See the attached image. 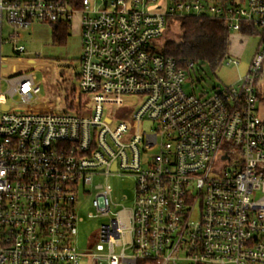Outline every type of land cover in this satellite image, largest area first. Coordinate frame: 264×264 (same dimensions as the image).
Returning <instances> with one entry per match:
<instances>
[{
  "label": "built area",
  "instance_id": "1",
  "mask_svg": "<svg viewBox=\"0 0 264 264\" xmlns=\"http://www.w3.org/2000/svg\"><path fill=\"white\" fill-rule=\"evenodd\" d=\"M154 2L0 0V264H264V0ZM188 15L257 40L235 84L185 90L193 63L160 39ZM75 16L73 107L34 104L27 62L40 60L23 56L18 31ZM109 176L133 177L130 207L111 211ZM80 194L89 217H109L85 252L73 243Z\"/></svg>",
  "mask_w": 264,
  "mask_h": 264
},
{
  "label": "rangeland",
  "instance_id": "2",
  "mask_svg": "<svg viewBox=\"0 0 264 264\" xmlns=\"http://www.w3.org/2000/svg\"><path fill=\"white\" fill-rule=\"evenodd\" d=\"M168 0H155L152 5H160L164 8ZM239 1V0H237ZM154 6H151L152 8ZM55 27L47 24H33L28 29L19 30V43L25 47V57H39L42 61L37 66L32 67L31 71L35 79L42 86L39 98L34 104H41L48 101L47 104H54L55 107L62 110L66 107L65 96L69 93L71 87L78 91V81L76 73L79 69L78 56L80 53V32L78 28V17L75 16L68 29V38L64 44L52 42L51 32ZM8 29L6 28L5 31ZM179 33V23L176 20L171 21L169 27L160 39L164 43L166 39L175 40ZM235 32L229 33L228 56L235 57L237 64L226 65L223 63L215 70H211L206 64H195L189 73H186V83L184 88L187 91H193L196 95L211 94L219 90L224 84H235L237 76L243 77L248 67V56L252 51V44L256 39L254 37L243 38V45L239 44L240 36ZM238 49V54H234L231 47ZM3 53L11 56L12 52L8 45L3 46ZM264 74V70H263ZM260 94H264V75L257 82ZM67 91V92H66ZM54 100V102L52 101ZM254 107L258 110V116L264 120V101L255 102ZM146 126V125H145ZM94 181H105L104 177L95 178ZM107 182L111 186V198L115 205H111V211H116L122 207H130L133 197V177L131 176H109ZM92 194V193H91ZM83 197L76 203L77 216L80 221L77 223V232L73 238V243L80 251H90L97 241L99 227L107 223L108 216L89 217L87 213L93 211L90 205L92 195ZM126 196V197H125ZM118 251V248L116 249ZM181 264V262H178ZM79 264H92L89 257H83ZM101 264V263H97ZM102 264H105L104 262Z\"/></svg>",
  "mask_w": 264,
  "mask_h": 264
},
{
  "label": "trees",
  "instance_id": "3",
  "mask_svg": "<svg viewBox=\"0 0 264 264\" xmlns=\"http://www.w3.org/2000/svg\"><path fill=\"white\" fill-rule=\"evenodd\" d=\"M212 1L217 2L219 0ZM223 1L233 2V0ZM173 20H177L179 23V33L175 40L166 39L164 41L162 44V52L164 54L171 55L175 59L190 61L193 66L195 64H206L211 70L217 69L229 57L230 31L227 28H217L212 20H206L201 23L197 18L189 15L169 17L167 19V28ZM243 26L242 32L252 31L251 28ZM67 38L68 28L66 25L64 23L56 24L55 29L51 32L52 42L61 45L66 42ZM190 70L187 69L186 73H189ZM75 91V88L71 87L68 91L69 93L65 96V101H67V98L70 100L68 101L69 107L74 104ZM260 99L264 101V95Z\"/></svg>",
  "mask_w": 264,
  "mask_h": 264
},
{
  "label": "crops",
  "instance_id": "4",
  "mask_svg": "<svg viewBox=\"0 0 264 264\" xmlns=\"http://www.w3.org/2000/svg\"><path fill=\"white\" fill-rule=\"evenodd\" d=\"M38 25V24H37ZM78 28H79V26H78ZM236 35H238V36H240V38L238 39L237 38V40L239 41V44L242 46L243 45V38H246V37H252V36H249V35H247V34H243V33H241V32H235V34H234V37H237ZM256 43H257V40L256 41H254V43L251 45L252 46V51L250 52V54H249V56H248V59H249V61H250V59L252 58V56H253V54H254V49H255V45H256ZM229 44H230V41H229ZM228 48H229V45H228ZM231 49H232V51H233V53L234 54H238V49L237 48H234V46L232 45V47H231ZM229 54V53H228ZM230 58H232V59H235V57H230ZM235 60H237V59H235ZM249 61H248V63H249ZM39 63H42V61H39V62H31V61H28L27 62V64H29V65H33V64H39ZM238 78H239V76H237V78L235 79L236 81L238 80Z\"/></svg>",
  "mask_w": 264,
  "mask_h": 264
}]
</instances>
